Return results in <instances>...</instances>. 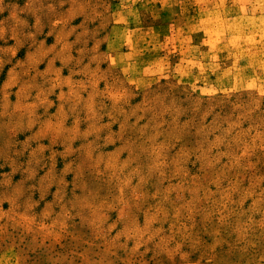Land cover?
<instances>
[{
  "label": "rangeland",
  "instance_id": "374dc122",
  "mask_svg": "<svg viewBox=\"0 0 264 264\" xmlns=\"http://www.w3.org/2000/svg\"><path fill=\"white\" fill-rule=\"evenodd\" d=\"M0 264H264V0H0Z\"/></svg>",
  "mask_w": 264,
  "mask_h": 264
}]
</instances>
